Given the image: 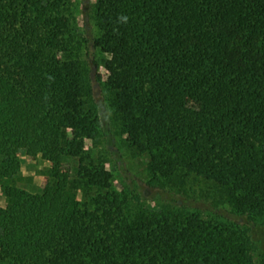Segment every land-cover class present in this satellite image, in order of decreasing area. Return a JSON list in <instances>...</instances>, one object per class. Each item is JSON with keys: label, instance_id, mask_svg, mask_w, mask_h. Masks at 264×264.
I'll return each instance as SVG.
<instances>
[{"label": "trees", "instance_id": "1", "mask_svg": "<svg viewBox=\"0 0 264 264\" xmlns=\"http://www.w3.org/2000/svg\"><path fill=\"white\" fill-rule=\"evenodd\" d=\"M84 8L99 32L75 40L65 0H0V264H264V0ZM90 42L127 147L149 155L148 185L205 177L246 222L195 210L171 224L88 160L86 140L107 133ZM22 154L51 164L41 189L21 186ZM78 180L108 192L80 202Z\"/></svg>", "mask_w": 264, "mask_h": 264}, {"label": "rangeland", "instance_id": "2", "mask_svg": "<svg viewBox=\"0 0 264 264\" xmlns=\"http://www.w3.org/2000/svg\"><path fill=\"white\" fill-rule=\"evenodd\" d=\"M96 0H65L68 7V13L72 14L75 21V28L72 31L75 40H81V34L84 30L86 36L90 39L95 36L99 30L95 22L91 25L85 20L83 8L85 4L95 2ZM34 9V6H31ZM85 9V8H84ZM90 42V50L93 58L98 62L97 77L100 82H96L94 77V94L95 99L99 103L102 110L103 122L106 134L92 140H86V157L94 163H105L107 169L114 175L113 187L121 191L123 186H128L130 193V201L137 208L147 206L155 213H159L160 217L169 221L171 224L184 223L185 216L192 211H199L204 218H212L213 215L219 216L218 220L224 221L223 218L244 223L247 221L245 216L235 214L233 210V202L228 191L212 180L205 177L197 176L194 173H177L178 181L175 183L169 181L165 187H150L148 181L151 180L153 174L149 168V155L147 153H134L127 147L125 143V135L122 133V125L113 118L112 109L110 107V95L107 90L103 89L102 83L106 81L107 73L103 67L105 55L92 47ZM75 53L84 57V48L75 45ZM91 59V57H89ZM102 82V83H101ZM22 175L20 181L21 186L30 189H41L47 181V171L50 163L41 158V156L21 155ZM72 164H66V169L72 168ZM166 180L167 178L163 179ZM170 180V179H168ZM83 186L79 192L78 199L80 202L91 201V198L97 196L100 192H108L102 190L99 186L81 183ZM84 182V181H82ZM124 182V184H123ZM123 184V185H122ZM133 193H132V192ZM140 193L138 198L136 194ZM6 197L0 188V207H5ZM223 218H221V217ZM223 219V220H222ZM253 226L254 224L251 223ZM253 238L258 242L257 253L264 251V226L253 227Z\"/></svg>", "mask_w": 264, "mask_h": 264}]
</instances>
